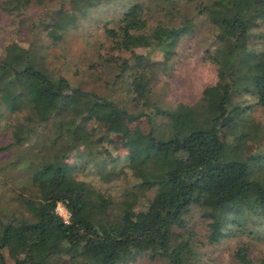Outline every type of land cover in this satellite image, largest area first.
Masks as SVG:
<instances>
[{
  "label": "trees",
  "instance_id": "obj_1",
  "mask_svg": "<svg viewBox=\"0 0 264 264\" xmlns=\"http://www.w3.org/2000/svg\"><path fill=\"white\" fill-rule=\"evenodd\" d=\"M96 1L59 0L54 23H38L43 31L53 25L54 42L75 28L76 15L85 17ZM262 1L196 4L214 31L210 60L219 67L217 81L196 102L173 108L151 104L149 87L155 66L164 68L178 40L191 30L185 21L148 27L140 0L121 10L113 27L102 25L109 51L127 52L132 59L129 64L108 56L118 62L115 78H125L134 104L143 108L137 112L48 69L45 46L1 41L0 155L10 160L0 172L17 168L26 181L13 197L16 205L0 216V264L60 259L119 264L136 252L167 264H203L194 233L183 231L193 210L205 221L207 243L234 239L229 264H264L263 253L255 261L251 257L253 243L264 246V144L262 150L247 149L249 140L261 143L258 124L249 123L248 105L232 101L236 86L254 104L264 105V53L247 50L251 31L258 26L264 31ZM36 3L44 0H2L0 10L17 16ZM258 37L264 44V34ZM150 50L160 53V62L148 57ZM142 122L145 132L135 128ZM112 137L126 150L122 161L133 169L115 195L99 180L76 178L66 162L71 152L82 159L93 148L109 156ZM104 163L96 164L99 175ZM58 203L68 213L67 222L54 211ZM97 208L106 211L101 218L94 213Z\"/></svg>",
  "mask_w": 264,
  "mask_h": 264
},
{
  "label": "rangeland",
  "instance_id": "obj_2",
  "mask_svg": "<svg viewBox=\"0 0 264 264\" xmlns=\"http://www.w3.org/2000/svg\"><path fill=\"white\" fill-rule=\"evenodd\" d=\"M130 1L97 0V4L89 9L85 17L76 15L75 28L66 30L54 42H50L51 36L54 34L53 25L51 24L46 31H43L38 21L54 23L52 13L58 6L59 0H44L42 5L33 4L17 16L8 15L0 10V43L2 40L7 42L15 40L20 45L29 42L45 46V63L48 69L63 74L73 85L92 90L99 95L117 101L130 112H137L143 108L134 104L133 93L127 88L125 78H115L118 62L111 61L108 56L118 57L129 64L133 63L132 59L127 52L109 51L110 42L102 33V25L113 27L120 11ZM173 1L174 4L170 6L162 0H140L145 8L148 27L157 23L178 26L185 21L191 30L178 40L173 48V54L167 60L164 68H161L159 64L155 66L156 77L149 87L148 97L151 104L161 108H173L178 102L191 104L196 102L202 90L217 81L219 69L218 65L210 60L215 46L213 28L196 7V4L201 0ZM64 7H70V3L65 1ZM20 20L22 21L20 22ZM261 32L264 34L260 26L251 31V36H253L247 47L248 52L264 53V44L258 37ZM147 55L155 62L161 60L160 53L155 50H150ZM232 90L236 91L232 94V101L248 105L250 108L247 113L249 123L258 124L255 134L261 137V143L249 140L247 149L250 151H256L257 148L262 150L264 105L254 104L252 96L239 93L236 86H233ZM145 127L142 122L135 128L145 132ZM109 150L110 154L106 156L99 148H93L91 154L82 159L79 158L76 151H73L69 154L66 162L73 166L76 178L82 177L87 181L99 180L102 187L109 190L110 194L115 195L119 183L125 185L129 181L133 169L130 168V163L122 161L121 157L126 150L119 145L117 137H112ZM9 160V155H0V166ZM100 161L105 162L106 168L102 175L97 173L96 164ZM3 170L0 172V180L4 181V185H0V216L5 210L16 205L13 197L15 193H22L20 186L26 181V177L17 168L13 171H8V168ZM121 171L124 173L119 174ZM94 213L101 218L106 211L97 208ZM14 215L18 216L17 213ZM205 230V221L199 217L198 210L191 211L187 216L186 227L183 231L194 233V243L198 250L197 257L203 264H229L228 253L234 247V239L228 237L223 242L207 243L203 237ZM174 231H178V229L174 228ZM261 253L264 254L262 243H253L251 257L254 261V257L259 258ZM77 263L76 259H68L67 262H62L60 259L53 264ZM119 264H167V262L157 256L151 259L146 252H136L131 259Z\"/></svg>",
  "mask_w": 264,
  "mask_h": 264
},
{
  "label": "built area",
  "instance_id": "obj_3",
  "mask_svg": "<svg viewBox=\"0 0 264 264\" xmlns=\"http://www.w3.org/2000/svg\"><path fill=\"white\" fill-rule=\"evenodd\" d=\"M54 211L57 213L58 216L61 217L63 222H67L68 213L61 204H56Z\"/></svg>",
  "mask_w": 264,
  "mask_h": 264
}]
</instances>
